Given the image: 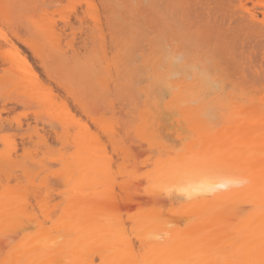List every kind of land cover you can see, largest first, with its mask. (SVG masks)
<instances>
[{
    "label": "bare ground",
    "instance_id": "6f19581e",
    "mask_svg": "<svg viewBox=\"0 0 264 264\" xmlns=\"http://www.w3.org/2000/svg\"><path fill=\"white\" fill-rule=\"evenodd\" d=\"M10 1L11 2L15 1L16 5H18V2H20V0H13V1L10 0ZM21 1L23 2V0ZM73 1L75 2L76 0ZM73 1L72 2L70 1V5L72 3L75 6L76 2L78 1H76L75 3ZM85 1L87 6L86 9L87 11L84 9V12L86 11L85 17H87L88 19V16L90 15L89 18H91L93 25H90L92 24L90 22L89 24L85 22V20L87 19H85L84 16L82 17L81 12L80 13L78 12L80 7L84 8L85 4L83 6L78 5V4L82 5L84 3V0L82 1V4L81 2L77 3V8L79 6V9L78 11L76 9L77 14H75L74 16L80 15L81 16L80 21L85 19L83 20L84 22L83 21L82 22L83 24L85 23L84 25L86 26L84 30L87 29V33H85L86 31L83 30L84 33L86 34V37L85 38L83 37L84 39L81 38L82 36H84L83 34L82 36H80L81 35L80 32L82 31V29L80 32H77V34H80L79 35L80 39H82V41L79 38L76 39L82 42L81 44L82 47L78 49H76L74 47L75 45L73 44L74 46L68 45L70 47L65 51L64 50L65 47L62 46H66L70 42H65L66 45L61 46L62 40L60 41L59 38L53 36L55 32L51 34L52 36L50 35L51 29L49 28L51 27L48 26L51 23L47 21L48 24H46V19L44 18V16L43 18L45 20L41 16H39L41 13L38 14L39 17L38 24H39V19L40 21H42L41 19H43L45 22L42 21V23L46 24V26L43 27L41 23L39 28L43 27V29L45 31L47 30V32L50 30L49 34L46 33L48 37L47 35H46L47 38L45 37L47 51L45 52L44 50L45 45L43 46V44L45 43L38 40L39 43L41 42L40 44H42L41 46H43L42 48L44 49L41 48V50H38V47L35 48L33 46L32 49L33 48L35 49H33L32 53H35L34 55L36 56L39 55L40 57H42V59L40 58V60L45 66L44 69L46 70L48 68L46 70L48 72L45 71L46 74L50 73L51 76L53 77V79L51 80V76L47 74L48 76L47 75L46 76L50 79L47 80L51 82L53 81L55 84L54 88L64 90V93L67 96H65L66 98L62 100L61 98H58L57 99L58 101L60 99L59 103L58 101L56 102V98L55 101H53L55 95L52 99H49L50 94H52V96L53 94L57 95L56 93L57 89L54 92L53 89L49 88L51 91L48 90L50 92H48L49 95L47 94V98H46V95L43 94V91L40 92L39 90L40 84L38 85L37 83L39 88H37V91H35L34 89L35 94L39 95V93H42L44 95L43 96L44 98L39 97L40 95L38 96L39 98H37L36 95L34 94L35 95L34 98L35 100H37L36 101L37 103H31L30 102L31 100H29L30 106L36 105L41 108V111L38 110L35 111L34 116L32 115V117L30 118L31 120L35 119L36 122L33 121L35 123L34 126H37L36 123L38 122L37 124L39 128H41V124L39 125V122H41L43 125L45 124L47 127L51 128L52 131L54 130L53 131L54 135H53L52 131L51 133H49L51 129L48 132L47 129L49 128L44 126L45 129L47 128L46 132L49 133V134L47 133V135L50 136L51 134V136L52 135L54 136V138L53 137L51 138V136L48 137L50 139H47V142L49 140L50 143V140L53 139V141L52 140L51 141L53 143L58 142V144H60L61 149H63L64 151H59L57 153L54 152L55 150H52L51 145L47 144L45 141L47 136L45 139H43V136L46 134H43V136L42 135L38 136L43 132L45 133V130L43 131L42 128L41 129L43 132L41 133H39L40 131L38 132V130H36L37 131V132L35 131L36 134L28 133L27 136L25 135L26 137L22 135L24 137V138L22 137L23 138L22 140L29 141L27 144L30 145L27 146L26 142L24 143V141L20 139L23 142L21 145L22 147H20L21 152L17 150L16 146H15L16 148L13 147L14 141L11 139L12 137L9 138L10 136L6 137L7 135L5 134L2 135L0 142L4 145V149H2L3 152L0 153V264H95V262L93 263V260L96 261L97 259L95 260L91 258L93 254L97 255L99 259V264H261V261H264V94L259 95L254 93L256 89L259 87H257L255 90L253 88L252 90L246 87H242L240 86L241 84L238 85L235 82H232L230 87H228L229 88L228 89L227 82L225 81V79L217 73H215L216 75L212 73L214 68L213 69L211 68L212 71L207 68L206 65H208V62L206 60H205V63H207L206 65L204 64V62H202L203 65L198 66L199 64H201L198 61L201 58V56H199L200 54L198 55V57L200 58L196 56L199 64L197 63V61H195L193 65H190L191 57L194 54L192 55L190 53L191 51L189 52L188 47L189 48L191 47V44L189 45V41L188 42L186 41L187 40L186 37H185V41H183L184 39L181 40L182 38L177 37V35H179L178 32H177L178 34H176V37L174 38L169 37L171 35H168V33L173 34V32H175L178 29L177 26H175L177 27V29L174 28L173 26V32H171L172 28L170 26L171 29L168 28L169 32H167L165 35L167 36V38L166 37H163L164 39L161 38L160 36L164 33V32L162 33L161 31L164 28L161 27H163L164 24H162L161 21L163 20L162 19L163 16H161L160 19V23L162 26H159L160 24L159 25L157 24L159 22L158 18H160L159 12L163 14L161 9L164 8L162 10L166 11L165 9L169 7V4L166 5L168 6L166 7L165 5L163 4L161 5L159 3L160 7L162 6L163 7L159 9L158 7L156 8L155 6L154 8H151V12H150L148 9H150V6L153 7V4L147 2L146 0L147 6L145 7V10L149 5V8H147L148 12L145 13L141 11V13L148 15L146 16L143 14L142 16V18L146 16L144 18L147 21V23L145 25H142L143 22H140L139 19H137V21L135 22H131L132 19L131 18L128 19V17L129 14L131 13L129 11L131 5L132 8H134L132 2L134 1L133 3L137 4V5L134 4L135 7L138 6L139 4L140 9L135 8L136 9L135 13L137 17V13L138 14L140 13L138 11L141 10V5L145 6V2H144L145 0H143L144 3L142 2V0L141 1L138 0L137 2L135 0L121 1L123 3V5L121 4L122 7L126 3L130 7V8L128 6L126 7L127 5L126 4L124 8L127 9L129 8L128 13L129 12L130 13L129 14L127 13L128 17L126 19L127 21L131 20L130 21L131 23L123 21L125 20L124 15H122L123 16L122 20L121 17L119 16V10L116 7H119L120 4L118 5V3L120 2V0H115L118 1V3L116 4L117 6L114 4V0H111L113 2L107 0L106 2H104L103 0H100L102 2L101 4H103V2L106 5L109 2L110 5L112 3L114 4L115 7L112 8L118 10V15H116L115 12L113 11L115 16L114 15L112 16V13H110L112 11L110 9L111 6L107 5L110 8L106 7V9L108 8L111 10V11L109 10L108 12V14H110L109 18H111L112 16V19L113 18L116 19V17L118 16L117 23H119V20H121V22L122 21L125 22L124 24L122 23L121 24L123 25V30L125 29L126 32L123 31L122 29L118 31L117 30L119 28L118 27L116 29L118 31L117 33L114 32L115 31L114 28H113L114 33H111L112 32L110 28L111 26L108 27V25L110 24L106 22L105 19L106 17H104L105 20L103 22H106V24H108L107 27L105 26V28L110 29V30L107 29L106 33L109 35L110 39L112 38L111 34L112 35L114 34L113 35L114 37L111 40L109 38L108 40H106L108 36L104 37L103 35L101 34L98 35V33H96L97 36L96 35L94 36L96 40L93 38L95 42L93 40H90V42L92 41L93 46H95L94 44H96L97 49L95 50L94 49L95 47H93L92 49V46L91 47L88 46L91 44V43L89 44L88 42V37L89 39L92 38V36L90 38L88 33L90 31L92 33L93 30L95 32L96 28L99 29V27H101L100 24L101 22H99L98 20L99 17H97L94 13L90 12V14H88L90 10L93 11L94 9V8L93 9L89 8L95 5L91 3L92 0H89V2L88 0ZM123 1L124 2L126 1L125 4ZM239 1L241 2L239 7L237 4L238 2L236 4L235 3L228 4L233 6L235 4L239 8V10L237 8L236 9L240 16L234 18L235 22H237V20L239 21L241 20V25L244 24V26H246L248 30L249 29L251 31L256 30L258 33H260V35H263L264 37V11L261 9L263 12L258 13L253 9L250 8L247 9L248 4L247 5L245 4L247 1L245 0L244 1L245 3L243 2V0L242 1L239 0ZM97 2L99 5L100 2L99 1ZM185 2L187 1L185 0ZM261 2H263V0H261ZM261 2L260 4L262 6L259 5V3L257 5L258 7L261 6L263 8L264 4ZM93 3H95V1H93ZM188 3L186 4L187 7H188ZM193 3L195 6V2ZM206 3L208 4L209 2ZM68 4L69 2H67V5ZM210 4L211 2L209 3V6ZM189 5L191 6V4ZM175 6L179 7V4ZM202 6L207 7L208 5L204 4ZM98 7L97 9L99 10ZM232 7L230 6L231 9ZM101 8H103V5ZM170 8L172 9V7ZM173 8L176 9L174 6ZM70 9L71 12H73L74 14L75 7H72L71 5ZM103 9L105 11V8ZM123 9L120 11H123ZM28 10H32V9H30L29 7ZM142 10L144 9L142 8ZM176 10L173 11L175 12ZM9 11H11V13H8L9 16L7 15L6 17L7 19L9 18L10 21V19L13 18L14 16L13 14V12L15 11L14 7L12 10L10 9ZM0 12H2L1 8H0ZM84 12L82 11V14ZM174 12H171L170 10V11H166L165 14L167 13L169 16L170 13H174ZM188 12L190 13V11ZM58 13H60V9L58 10ZM61 13H63L61 15L63 19H59V20H63V21L67 20L68 22L69 21L68 18L64 19V12L61 11ZM120 13L123 14L124 12H120ZM43 15H45V13ZM103 15H101V17ZM258 15H262L260 22H258ZM35 16H37V14H35ZM193 16L195 17L196 15ZM19 17L22 20V18H24L25 16L24 17L19 16ZM178 18L180 19V17ZM190 18H192V16ZM181 19L183 18L181 17ZM13 20L14 19H12L11 22ZM33 20L36 19L33 18ZM75 20L77 21L78 19L76 18ZM109 20L111 21V19ZM17 23L16 25H19L21 27V25ZM20 23L22 24V22ZM153 23L157 24L156 25L157 28L156 27L154 28V25H152ZM208 23L210 24V22ZM149 24H151L152 26ZM171 24L173 25L174 23L172 22ZM12 25L10 27L16 28V26H12ZM78 25L80 27V23L77 24V26ZM88 25L91 26V29L89 28L90 31L88 30ZM147 25L151 26L152 32L155 31L156 29H157L156 31H158L159 29L158 26H159L161 28L160 29L161 32L158 33H161V35L155 31L156 32L155 35L158 34L157 35L158 38L156 37V38L148 39L144 37V39H142L140 36L143 35L144 30L143 31L140 30L141 28L140 26H145L144 28L149 29L147 31L151 32L150 28H148ZM166 25L168 24H165L164 27H166ZM22 27L24 26L22 25ZM228 27L231 28L230 26H227V30ZM73 29L74 31L78 30L76 29V27ZM209 29H212V27ZM224 29L226 30V28ZM240 29L242 30V28ZM102 30L104 32V28ZM138 30H140V33L138 32ZM232 30L235 31V29H230L229 32L230 31L232 32ZM83 31L81 33H83ZM122 31L124 33H122ZM152 32L151 34L146 36L151 37L152 35L153 37L154 33ZM199 32H201V30ZM244 32H246L245 27H244ZM257 32L255 35H257ZM106 33H102V34H106ZM138 33L140 34V36ZM195 33L198 34L197 32ZM232 33L234 34V32ZM238 33H239L238 35H240V31ZM235 34H237V32ZM235 34L234 36H236ZM248 34L249 33H247V35ZM251 34L252 33H250V37ZM184 35L185 34L183 32V35L181 34L180 36L184 37ZM74 36L75 38L77 37L76 34ZM220 36H223V34ZM226 37L228 39L229 36ZM231 37L233 36L231 35ZM237 37L235 40L237 41L236 44H238V47L242 46L243 48L242 42L244 40H245L244 42L247 41L248 44L250 42L249 40H246V38L243 39V41L240 40L241 41L240 42L239 39L237 40ZM259 37L261 38V36ZM75 38H71V39L73 40ZM160 38L163 40H160ZM234 38L235 37L231 39L234 40ZM255 38L252 37L253 40ZM260 38H257V40ZM240 39H242V36ZM105 40L106 42L110 40V44L112 46L111 54H110V50L109 53L106 52L107 46H105L106 43V42L104 43ZM220 40L223 39H221L220 37ZM260 40L263 41V39ZM4 41L5 40H3L2 43ZM6 41H8L7 38ZM6 41L5 43L9 42ZM30 41L33 40L31 39ZM30 41H28L26 44L29 43L28 45L31 46L34 45V43L31 44L32 42ZM79 41H77L78 44H80ZM142 41L144 44L143 43L141 44ZM259 41L256 42L255 39L257 46H259V44L262 45V43L264 42L263 41L261 43L260 41L259 43ZM251 42H252L251 48L254 51L253 46L254 45L256 46V44L253 45V41ZM14 43L12 44V46L14 45ZM239 43H242V45L240 46ZM75 44L77 43L75 42ZM232 44H230L231 47ZM7 45H3V46H7ZM230 45L228 47H230ZM10 46L11 45H9V48ZM244 46H246V44ZM257 46L255 47V50H259ZM14 47L15 46H13L12 49H14ZM61 47L64 49H62ZM246 47L249 48L246 51L248 52L250 50V45L249 46L247 45ZM29 48L31 49V47ZM89 48H91L93 50L92 52L94 53H92ZM16 49H18V47L17 48L15 47V50ZM88 49L90 50L89 52ZM12 51L14 52V50ZM43 51L46 54L48 52L50 59L46 57V54ZM260 51L261 50H259V52ZM2 52L0 53V55L3 57L4 56L6 57L9 54L8 52V54L2 55ZM37 52L38 54H36ZM263 52L262 54H264ZM242 53L240 52L239 54L242 55ZM252 53H250V55ZM255 53H257V51ZM16 54L17 56H19L17 52L14 53V55ZM44 54L45 56H43ZM108 54L111 55V58L107 57ZM243 54H247V53H243ZM257 55L256 57H258ZM17 56L15 58L16 61L18 59L17 63L12 62L14 60L13 58H7L10 56L6 57V60L9 61V63L10 62L14 63L12 71L10 70V67L12 65H10L9 68L7 69L5 68L7 72L3 69V66L6 64L4 62L5 60L3 61L1 59V61L5 63L3 65L1 64L2 62L0 61V64L2 65V69L4 73L8 74L7 77L3 73L5 79L6 77L8 78L7 80H5L3 77V79L7 81L6 82L7 84L11 82L14 85L23 84L22 86H24V83L29 84L25 82V80L34 81L31 78L32 75L31 73L33 71H36V69L33 70V68H30V70L32 69V72L30 71V73H28L29 68L25 66L28 69L23 70L24 68L22 69L20 65L24 62L20 63V60L23 61L24 59H21L22 56L21 57L20 56L17 57ZM137 56L142 59V64H138V65L141 66L143 72H141L138 69V67L135 66L137 63H139L136 60L137 59L140 60L139 58H137ZM230 56L232 57L233 55L231 54ZM235 56L237 55L235 54ZM249 56L247 57L248 60L244 59V57L246 58L245 55L243 59L245 61H250L251 59L254 60L253 57L250 59L251 56L250 57ZM43 57L47 59L45 60L43 59ZM227 58L228 57H226V59ZM47 60H49L51 64L46 68L47 66L46 64L49 63L47 62ZM193 60L194 59L192 58V61ZM233 60L235 61V57ZM240 60L241 59H239V61ZM263 60L264 59L259 60L258 57V60L256 62L259 63L260 61ZM45 62L47 63L44 64ZM195 63H197V65H195ZM260 63L258 65H256L255 63H250V66L254 67V65H256L255 69H258L259 71L260 69L259 66L264 64L262 63L260 65ZM29 65L30 67H32L31 64ZM262 68L264 69V67ZM252 71H255L254 68L250 70L251 74L249 75H252ZM258 71L257 72L255 71L253 74L255 75V77L259 78V75L263 76L262 74L264 72L262 70L260 71L261 73L259 74ZM140 72L143 73V77H141ZM214 72L217 71L214 70ZM246 72L248 71L246 70ZM245 74L244 71L239 70L238 82L241 81L240 80L241 78L242 80L244 79ZM0 75L2 74L0 73ZM37 75L39 74L37 73L36 76ZM36 76L35 78H37ZM234 78L235 77H233V79ZM0 79H2V77H0ZM260 79H258V81ZM17 80L20 81V83L19 82L16 83ZM31 81L30 84L32 86ZM35 81H37V79ZM248 83L249 85H252L250 82ZM259 85L261 86L260 83ZM26 86H24V89ZM31 86L28 89L30 92L33 90L31 89ZM263 86L264 85H262L261 87L264 88ZM12 87L14 89L13 85ZM45 87L47 88V84ZM24 89L21 87L18 91V94L20 91L24 93ZM2 90H3V85L0 82V94H2L3 92ZM29 91L27 93H29L30 95ZM7 93H9L8 90ZM27 93L25 95H28ZM57 96L59 97V95ZM18 98L20 99V97ZM15 99L12 98V100L14 101L13 104L15 103V106L20 105L21 100L19 101V104L18 103L16 104ZM21 99L23 101V97ZM8 101L11 100L8 99ZM114 101H117L118 105H120V108L123 111L126 110L125 118L127 120L123 118L122 122L120 121L121 123L126 122L125 124L126 133L124 129H123L124 132L123 131L122 132L125 134L128 133L132 137L139 138L138 141L140 143H138V141L135 142H137L138 145L141 144L140 146L146 149L145 153L149 152L158 155V157L155 155L157 158L156 161L153 159L155 162L152 164L154 165H150L152 166L151 168L148 165L150 171H148L149 169H146L147 171H145V174L143 171H142L143 174L140 173L141 177L146 175V180H147L146 182L148 184L147 194L149 193L153 195L154 193H158L161 195L160 192L155 190V188L152 185V182L148 179L149 173H151L154 176H163L173 172L174 170L178 169L180 166L186 164L188 161L193 160L195 158L207 157L214 160L224 161L230 166L229 171L231 173L236 175L237 178H245L248 181V183L242 186H233L227 190L221 189L212 194L200 195L197 198L193 199L192 201L185 203L173 202V200L166 199V202L168 201L166 210H168V214L171 217L164 216L163 214V212H165L164 209L162 210L156 206L148 207L147 205L145 206H147L148 208L144 209V205H142L141 202H137L136 204L137 206L135 210L136 212L134 214L130 213L125 215L127 219V223H129L127 225H130L129 227H127L124 221V215H122V212L119 209L117 203L118 201L114 196V188H115L114 185L116 184L117 186H119L118 188L121 189H123L125 185L124 181L122 182L120 181L121 183H117L118 181L117 174L119 176L124 174L122 178L131 176L129 172L130 168H127L128 165L127 166L125 165L126 161L127 162L129 161L128 150H126L123 147V144L126 142H124L123 140L122 143V141L120 140L123 138L122 135L123 133L121 134L122 136L118 135L119 132L121 133V129L119 130V128L117 127L119 121L118 122L116 121L117 122L116 124L114 122L116 118L115 119L113 118L115 116L114 114L119 115V113L118 114L115 113L117 109L114 110L115 108ZM23 102L22 105L24 104ZM13 104L8 103V106L6 104L5 105L6 107L4 106V109H9L10 108L9 105L12 106ZM22 105L20 106L23 107ZM118 105L117 107L119 108ZM11 109H9V111ZM15 109H19V108H15ZM17 111L20 112L19 110ZM123 111L121 114H124ZM29 112L26 111L24 113L26 115L27 114L29 115ZM108 112L112 115V117H108L109 115L107 116L106 113ZM30 113H34V112L31 111ZM120 118L122 119V117ZM88 120L96 127V129H93L94 133L90 131V128L92 129L94 128V126L92 127L90 126V128H88L89 127ZM13 121L16 120L12 119L10 125H12L11 123H13ZM26 121H28L29 125H25L27 122L24 121L25 123H23L24 125L23 128L24 127L29 128L30 126H32L30 125L29 122L30 119H27ZM6 122L7 120L5 121V123ZM10 125H8L9 128ZM181 125L185 126V128L182 129L184 135L188 131L190 136L188 134L186 135L188 136L186 138L181 137L177 133L178 132L177 131L175 132V134L177 133L179 136H177L176 139L178 138L177 139L178 141H183V139H190V141L188 143H185L184 145L182 144V148L181 149L177 148L178 150L174 148L166 147L161 138L162 135H164L163 136L164 139V137H167L166 135L168 134V132H170L169 131L170 129L172 130L173 128L172 131H174V129L177 130V128L175 127H179ZM2 126H3V122L0 116V128H2ZM13 127L14 125L12 126V128ZM119 127H121V125ZM16 128L17 130L18 129L22 130V123L16 122ZM56 128L60 130V133L55 131ZM13 129H15V127ZM28 130L29 129H27V131ZM95 130L101 132L99 133L100 137L103 135L105 137H103V139H100L99 136L97 137L96 136L97 133H95ZM22 133H24V131L21 132L20 135L18 132L17 134L16 133L14 134H16V136L17 135L21 136ZM183 133H181L182 136ZM33 137H35L36 140L35 139L33 140ZM169 137H171V135H169ZM124 138L126 139L125 136ZM172 138L175 137L172 136ZM127 140L128 141L130 140V142H128ZM127 140L126 141L129 143V144L127 143L129 145V147L127 148L130 149V143H132L133 141L130 138L128 139V137ZM120 141L122 145L120 144ZM1 143L0 146L2 145ZM132 144L136 146L135 143ZM177 144L178 143H176L175 145L177 146ZM52 145H56V144H52ZM108 147H111V150L113 149L115 153L120 156L121 159L120 158L119 159L122 160L121 164L114 165V162L112 161L115 157L112 158V160L111 159L107 160V156L108 157L113 156V154H110L112 156H110L109 154L108 155L105 154V152H110V148L109 151H105ZM57 149L59 150V148ZM139 149H141L142 151V148ZM138 151L140 152V150ZM129 152L134 153L135 151L134 152L129 151ZM131 155L133 157V154ZM137 157L138 156L133 157L134 160L135 158L137 159ZM147 158L148 157H146L145 160ZM53 163L59 165V170L53 171L52 168V171L49 176L56 177V179H59L62 182L60 183L63 185V190L59 192L60 199L55 202L54 200L50 199L52 193H50L48 190L50 188L49 184L52 182H49L48 180L49 176L47 175L48 174L47 172H50V168H51L50 164L53 165ZM132 163L135 162L132 161ZM145 166H147V164ZM45 173H47L46 176L40 177V175ZM137 174H139V172H137ZM138 177L139 175L137 176V178ZM192 179L195 182L196 180H198V177L194 175ZM11 181L15 182V183L13 182L14 185H10ZM58 183L59 182L57 180V184ZM142 186H141V190H143ZM42 189H44V194L41 193ZM127 189L129 188L127 187ZM133 189L135 190V188ZM129 190L131 191L132 188ZM141 190L140 192H143V195H145L146 192L144 193V191ZM134 192L136 193V191ZM136 194L139 195L138 190ZM30 196L34 198V204L36 202L37 212L40 213L42 220L37 215V212H35L36 209L33 207L34 205L33 206L31 205V202L33 200L31 197L32 201L30 202ZM163 197L166 198L167 195ZM125 200L129 202L130 199L128 198V200L127 199ZM172 216L173 218L174 217L176 218L175 221L173 220L175 223L177 222L176 224L183 223L185 226L183 224H182L184 226L183 228H181L182 225L180 228L178 226H175L176 224L172 221L173 219ZM172 223H174V226L169 228L167 225ZM17 233H19V235H17ZM5 234H9L14 240V243L8 244L4 240ZM157 236L162 237V239H157L156 238ZM132 239L136 240L135 241L137 242L136 245H138L136 246L137 249L135 248Z\"/></svg>",
    "mask_w": 264,
    "mask_h": 264
},
{
    "label": "rangeland",
    "instance_id": "374dc122",
    "mask_svg": "<svg viewBox=\"0 0 264 264\" xmlns=\"http://www.w3.org/2000/svg\"><path fill=\"white\" fill-rule=\"evenodd\" d=\"M5 1V2H4ZM0 0V8H1V11L2 12H0V34H1V36H2V38H1V36H0V53L3 51H5V52H7V53H3L2 52V55L3 54H8V52H9V54L7 55V56H10V57H7V58H13L14 60L12 61V62H14V63H17L18 62V59H17V61H16V56H17V54L16 55H14V53H18V55L21 57V59H24L23 61H21L20 60V63H22V62H24V63H22L21 65H20V67L23 69V70H25V69H28L29 68V70H28V73H30V71L32 72V69L30 70V68H33V70H35L36 69V71H33L31 74V78L34 80V81H31V80H28V81H26L25 80V82H27V83H29V84H26V83H24V86H26V85H30L31 86V84H30V81L32 82V86H31V89H33L31 92L28 90L29 88H30V86H29V88H28V86H26L25 87V89H24V86H22V85H14L13 83H6L7 81H5V80H7L8 78V74H6V73H4V71H3V69L5 70V68L7 69V68H9V66L10 65H12L11 67H10V70L12 71V69H13V64L14 63H12V62H10L9 63V61H7L6 60V57L4 56H1L0 55V61H1V59L6 63H4L3 61H1L2 63L1 64H5L4 66H3V69H2V65L0 64V73L2 74V75H0V77H2V79H0V82L2 83V85H3V92H2V94H0L1 96H0V116H1V119H2V122H3V126H2V128H0V141H1V138H2V135H7L6 137H9V138H11L13 141H14V145H13V147H17V150H21V148L20 147H22L21 145H22V141H24V140H22L24 137L23 136H27L28 135V133L30 134V133H35L36 134V130H38V132L39 133H41V132H43L44 130H45V133L43 132L42 134H39L38 135V133H37V135L38 136H40V135H42L43 136V134H46V135H44L43 136V139H45L46 138V136H47V138H46V143L47 144H49V145H51V148H52V150H55L54 152H59V151H64L63 149H61V147H60V144H58V142H55V140H54V142L55 143H53L52 141H53V139H51L50 140V143H52V144H56V145H52V144H50L49 143V140H48V142H47V139H50V138H48V137H50L51 136V134H50V136H48L47 135V133L49 132V130L51 129V128H49V127H47L45 124L43 125L41 122H39V125L41 124V128L43 129V131H42V129L41 128H39V126H38V122L36 123V125L38 126V129H37V126H34L35 125V123L33 122V121H35V119H33V120H31V118L30 117H32V115L34 116V114H35V111H41V108L39 107V106H36V105H32V106H30V102L31 103H37L36 101L37 100H35V91H37V88H39V84H40V88H39V90H40V92L41 91H43V94L44 95H46V98H47V94H48V92H50L51 90L49 89V88H51V89H53V91L55 92V90L57 89V88H54L55 87V84H54V82L52 81H49L50 79L47 77L48 75L49 76H51V74L49 73H47L46 74V72H48V71H46L48 68V66L51 64V62L49 61V60H47V62H49L48 64H46L47 62H45L44 64H46L47 66H46V70L44 69V65H43V63H42V61L40 60V58L42 59V57H40L39 55H34L35 53H32L33 52V49H35V48H37L38 47V50H41V48L44 46V48H42V49H44L45 50V52L47 51V48H46V38L48 37V35L47 34H49V31L47 32V30L45 31L44 29H43V27L44 26H46V24H48L47 23V21L49 22V23H51L50 25H52V26H48V27H51V28H49V29H51V31H50V35L51 34H53L54 32V34L56 35H54L53 34V36L54 37H56V38H59V40L61 41L62 40V43H61V46L62 45H66L65 44V42H70V43H68L66 46H62V47H65V49L64 48H62V49H64L65 51L67 50V49H69V47L70 46H68V45H72V46H74L76 49H78V48H81L82 47V42H80L79 40H76V39H80V36H82V34L84 35V36H82L81 38L82 39H84L85 37H86V34L85 33H87V29H85L84 30V28H86V26L83 24V20H85V19H87V17H85V13H86V9H87V6H86V1L84 0V3L82 4V1L81 0H76V1H78V2H76V5L74 6L72 3H71V5H72V7H75V11H74V14H73V12H71V5H70V1L72 2L73 0H23V2L20 0V2H18V5H16V2L14 1V2H11L10 0ZM13 1V0H12ZM25 1V2H24ZM93 1H95V3H93ZM97 1H99L100 2V4L102 3L100 0H97ZM96 0H92V4H95L94 6H92V7H89V8H91V9H93V11H89V9H88V11H89V13L88 14H90V12H92V13H94L97 17H101V15H103L104 13H106V14H104L100 19L98 18V20H99V22H101L100 24H101V27H99V29L101 30H99L98 28H96V30H97V32H96V30H95V32H94V30H93V32L91 33V31H90V29H91V26L90 25H93V23H92V21H91V18H89L90 17V15L88 16V21L87 20H85V22H87L88 24H89V22L90 23H92V24H90V25H88V30L90 31H88L89 33H88V35L90 36V38H91V36H92V38L91 39H89V37H88V42H89V44L90 45H88V46H92V49H93V47H95L94 49L96 50L97 49V46H96V44H94L95 46H93V44H92V41L90 42V40H93L94 42H95V40H96V38L94 37L95 35L97 36V34L96 33H98V35L99 34H101V35H103L104 37L106 36H108L107 37V39L106 40H108V38L110 39V37H109V35L106 33L107 31V29H109V28H105V26L107 27V25L108 24H110V25H108V27H110L111 28V33H117L119 30H123V25L122 24H124L125 22H128V23H131V22H135V21H137V19H139L140 20V22H143L142 23V25H145L146 23H147V21L145 20V18L144 17H146V16H148V15H146V14H144V15H146V16H144L143 18H142V16H143V14L141 13V11H143V12H148L147 11V8H149V5H148V7L146 8V10H145V7L147 6V3H146V0L144 1L145 2V6H143V5H141V10L140 11H138V12H140L139 14L137 13V17H136V9L137 8H139L140 9V7H139V4H138V6H136L135 7V5H137V4H135V3H133L132 2V4H133V7L134 8H132V5H131V8L128 6V4L126 5L125 4V2H124V4L126 5V7L128 6L129 8H130V12L131 13H133V14H131L130 12V14L128 13V9L127 8H124L125 7V5L122 7L121 6V4L123 5V3L121 2L122 0H120V2L118 3V1H115L114 0V4L116 5L117 3H118V5H119V7H116L118 10H119V16L121 17V20L123 19L122 17V15H124V19L125 20H123V21H125V22H121V20H119V23H117V21H118V16L116 17V19L115 18H113L112 19V16L114 15L115 16V14L116 15H118V10L116 9L115 10V8H112V7H115L114 6V4L112 3L111 5H110V2H113V1H111V0H107V1H110L109 3H107V5L109 6H111V8L110 7H108L104 2H106V0H103L104 2H103V4H99L101 7H102V5H103V8H105V11H104V9L103 8H101L99 5H98V2H97ZM130 1H132V0H130ZM136 2L138 1V0H135ZM141 1V0H140ZM157 1H160V2H157ZM166 1H167V3H166ZM184 1V2H183ZM187 2H185V0H171V2H170V0H147V2H150V3H152L153 4V7H151L150 6V9H148L150 12H151V8H154L155 6H156V8L158 7L159 9H161L162 7H160V4L162 5H168L169 4V7L168 6H166V7H168V8H166L165 10L166 11H170L171 10V12H174L173 10H176L177 8V10L175 11V12H179L178 14L177 13H170L169 14V16H168V12L165 14V12L166 11H164V10H162V9H164V8H162L161 9V11L163 12V14H161V12H159L160 13V15H159V17L160 18H158V16H157V18L159 19V22L158 21H156V22H158L157 24L159 25V26H162L161 25V23H160V19H161V16H163L162 17V19L163 20H161L162 21V24H168L169 25V27H168V25H166V27H164V25H163V27H161V28H164L163 30H161L162 31V35H161V33H158V32H161L160 31V27L158 26V31H156L154 28L156 27V25L157 24H155V23H153L152 25H154V30L158 33V34H160L161 36V38H163V37H166L167 38V36H165L166 35V33L167 32H169L168 31V28L169 29H171L172 28V31L171 32H173V26H174V28H176L177 29V27H178V29L175 31V32H173V34L171 33V34H169L168 33V35H171V36H169V37H172V38H174V37H176V34H178L179 33V35H177V37H180V38H182L181 40H183V41H185V37H186V41L188 42L189 41V45L191 44V47L189 48L188 47V49H189V52L193 55L192 57H191V62H192V64H191V62H190V65H193V63L195 62V61H197L198 59L196 58V56L198 57V55L199 56H201V58L200 57H198V58H200L198 61H199V63H201V64H199L198 63V61H197V63L199 64L198 66H200V65H203L202 64V62H204V64L206 65L207 63H205V60L208 62V65H206L207 66V68L208 69H210L211 71H212V69H213V71H212V73H217V72H214V70L216 71V68H215V64H214V62L212 61L213 60V57H215V58H217L219 61H221L225 66H228V67H230L231 68V71H232V76L233 77H235L234 79H233V82H235V83H237L238 85H240V86H242V87H246V88H248V89H252L253 90V88H254V90L257 88V87H259V88H257L256 89V91L254 92V93H256V94H259V95H263L264 94V88H262L261 86L262 85H264V69L262 68V67H264V64L263 65H261L262 63H264V60L263 61H260V62H262V63H260V65L262 66H259L260 67V69H259V71H258V69H255V67H256V65H258L259 63L258 62H256L257 60H258V57H259V60H262V59H264V58H262V57H264V54H262V52H263V50H264V37H263V35H260V33H258L256 30L254 31V30H248V28L246 27V26H244V24H242L244 27H245V30H246V32H244V27L241 25V20L239 21V20H237V18H236V20H237V22H235V17H239L240 15H239V13H238V11H237V9L239 10V5L241 4V2L239 1V0H229V3H228V0H186ZM205 1V2H204ZM231 1V2H230ZM234 1V2H233ZM242 1V0H241ZM245 0H243V2H244ZM247 2L245 3L246 5L248 4V8L247 9H253V10H255V11H257L258 13L259 12H263L264 11V7L262 8L261 6V4H260V2H261V0H259V1H256V0H246ZM22 2V3H21ZM67 2H69V6L67 5ZM74 2V1H73ZM74 2V3H75ZM79 2H81V4L82 5H80V4H78L79 6H83L84 4H85V6H84V8L82 9L81 7H80V9H79V6H78V8H77V3H79ZM88 2H89V0H88ZM116 2V3H115ZM142 2H143V0H142ZM143 2V3H144ZM183 2V3H182ZM189 2V3H188ZM193 2H195V6H194V3ZM199 2H201V3H199ZM205 4V5H208L209 6V3L211 2V4H210V6L208 7H206V6H202V5H204L203 3ZM206 2H209L208 4L206 3ZM238 2V3H237ZM129 3H131V2H129ZM139 3V2H138ZM160 3V4H159ZM188 3V7L186 6V4ZM199 5H201V6H199ZM232 4V3H237L238 4V7L234 4V6L233 5H228V4ZM259 3V5H261L260 7H258V4ZM261 3H263L264 4V0H263V2H261ZM97 4V5H96ZM135 4V5H134ZM157 4H159V5H157ZM179 4V7H176L175 5H178ZM189 4H191V6L189 5ZM5 5H8L9 7L7 8V15H8V13H11V11H9L10 9L12 10L13 9V7H14V12H13V14H14V16H13V18H11L10 19V21H9V18L7 19V15L5 14ZM37 5H42L41 7H37ZM197 5V6H196ZM224 5V6H223ZM257 5V6H256ZM36 6V7H35ZM99 8V10L97 9V7ZM105 6V7H104ZM117 6V5H116ZM164 6V7H165ZM173 6L176 8V9H174L173 8ZM190 6V7H189ZM193 6V7H192ZM230 6L232 7V9L234 10V12H233V10L230 8ZM264 6V5H263ZM11 7V8H10ZM27 7H28V9H29V7H30V9H32V10H28L27 9ZM43 7V8H42ZM51 7V8H50ZM53 7V8H52ZM62 7V8H61ZM68 7H70V8H68ZM106 7H108V8H110V9H106ZM121 7H122V9H123V11H120V10H122L121 9ZM170 7H172V9L170 8ZM192 7V8H191ZM195 7V8H194ZM247 7V6H246ZM36 8H37V10H36ZM120 8V9H119ZM136 8V9H135ZM142 8L144 9V10H142ZM183 8V9H182ZM189 8H191V9H189ZM194 8V9H193ZM237 8V9H236ZM257 8V9H256ZM17 9V10H16ZM23 9H24V11H23ZM60 9V13H58V10ZM66 9H67V11H66ZM76 9H77V11H78V9H79V13L81 12V15H82V17L84 16V18L85 19H83L82 21H80L81 20V16L80 15H77V16H74L75 14H77V11H76ZM84 9L86 10L85 12H84ZM114 9V10H113ZM125 9H126V11H125ZM132 9H133V12H132ZM168 9V10H167ZM170 9V10H169ZM186 9V10H185ZM193 9V10H192ZM229 9H230V12H229ZM263 11H262V10ZM57 10V11H56ZM84 12L83 14H82V11ZM109 10L111 11L110 13H112V16H111V18H109L110 17V14H108V12H109ZM181 10H182V12H181ZM183 10H185V11H183ZM21 13H20V12ZM30 11V12H29ZM61 11H63L64 12V19L66 18H68V22H67V20H59V19H63V17L61 16L63 13H61ZM97 11V12H96ZM101 13H100V12ZM103 11H104V13H103ZM115 12V14H114V12ZM116 11H117V13H116ZM153 11V10H152ZM188 11H190V13L188 12ZM193 11H195V12H193ZM237 11V12H236ZM34 12H35V14H37V16H35V14H34ZM37 12V13H36ZM45 13V15H43L44 13ZM76 12V13H75ZM120 12H124L123 14H121ZM185 12H187V13H185ZM191 12H193V13H191ZM211 12V13H210ZM18 13H19V15H18ZM39 13H41L39 16H41L42 18H43V16H44V18L46 19V24L44 25L43 23H42V21L43 22H45L43 19H41L42 21H40V19H39V24H38V14ZM70 13V14H69ZM78 13V14H79ZM97 13V14H96ZM99 13V14H98ZM103 13V14H102ZM127 13L129 14V17H128V15H127ZM214 13V14H213ZM12 14V15H13ZM16 14V15H15ZM22 14V15H21ZM25 14H27V15H25ZM58 14H60V15H58ZM71 16H69V15ZM101 14V15H100ZM121 14V15H120ZM126 14V15H125ZM135 14V15H134ZM142 14V15H141ZM149 14V13H148ZM165 14V15H164ZM196 15L195 17L193 16V15ZM11 15V16H12ZM18 15V16H17ZM28 15H30V16H28ZM33 15H34V17H33ZM54 15V16H53ZM109 15V16H108ZM139 15H140V17H139ZM171 15V16H170ZM175 15V16H174ZM192 16V18L194 19H192V18H190L191 16ZM9 16V15H8ZM10 16V17H11ZM19 16H25L24 18H25V20H24V18H22V20L20 19V17ZM28 16V17H27ZM60 16V17H59ZM68 16V17H67ZM74 16V17H73ZM80 16V17H79ZM133 16H135V17H132ZM187 16H190V17H187ZM219 16V17H218ZM7 19H5V18ZM18 17H19V20H18ZM30 18V19H27V18ZM40 17V18H41ZM62 17V18H61ZM78 19L77 21L75 20L76 18ZM104 17H106L105 19H106V22L108 23V24H106V22H103L105 19H104ZM120 17H119V19H120ZM128 17V19L129 18H131L132 19V21L130 22L129 20L127 21V18ZM178 17H180V19L178 18ZM181 17L183 18V19H181ZM33 18L34 19H36V20H33ZM71 18V19H70ZM111 19V21L109 20V19ZM167 18H169V19H167ZM172 18V19H171ZM188 20H187V19ZM212 18V19H211ZM261 18H262V15H258V22H260V20H261ZM12 19H14L12 22H11V20ZM18 21H17V20ZM49 19V20H48ZM52 19V20H51ZM57 19V20H56ZM89 19H90V21H89ZM158 19H156V20H158ZM175 19V20H174ZM190 19V20H189ZM29 20H30V23H29ZM101 20V21H100ZM113 20H114V23H113ZM142 20V21H141ZM144 20V21H143ZM171 20V21H170ZM172 20H174V21H172ZM7 21V22H6ZM23 21H25V22H23ZM26 21H28V22H26ZM31 21H33V22H31ZM37 23H36V22ZM56 21V22H55ZM62 21V22H61ZM66 21V22H65ZM164 21V22H163ZM167 23H166V22ZM189 21H190V24H189ZM194 21V22H193ZM234 23H232V22ZM15 22V23H14ZM18 22V23H17ZM20 22H22V24L20 23ZM55 22V23H54ZM80 23V27H79V25L77 26V24H79ZM169 22H173L174 24L172 25L171 23H169ZM192 22V23H191ZM196 22V23H195ZM208 22H210V24L208 23ZM231 22V23H230ZM239 22V23H238ZM16 23L17 24H20L21 25V27L19 26V25H16ZM25 23V24H24ZM41 23H42V28H39L40 27V25H41ZM67 23H69V24H67ZM105 24V25H103V24ZM122 23V24H121ZM225 23V24H224ZM8 24H10V25H8ZM13 24V25H12ZM29 24V25H28ZM35 24H37V25H35ZM83 24V25H82ZM113 24H115V25H113ZM199 24H201V25H199ZM207 24V25H206ZM213 24H215V25H213ZM218 24V25H217ZM221 24V25H220ZM16 26V28H14V27H10V26ZM22 25L24 26V27H22ZM27 25V26H26ZM35 25V26H34ZM39 25V26H38ZM55 25V26H54ZM118 25V26H117ZM121 27H120V26ZM149 25H151V24H149ZM151 25V26H152ZM191 25V26H190ZM31 26V27H30ZM56 26H57V28H56ZM82 26H83V28H82ZM85 26V27H84ZM115 26V27H114ZM148 26V25H147ZM147 26H146V28H147ZM151 26H148V28H150V30H151ZM170 26H171V28H170ZM175 26H177V27H175ZM200 26V27H199ZM208 26H210V27H208ZM227 26H230L231 28H229L228 27V30H227ZM34 27V28H33ZM38 27V28H37ZM48 27H47V29H48ZM55 27V28H54ZM76 27V29H78L77 31L75 30L74 31V29L73 28H75ZM104 28V32H103V28ZM119 27V28H118ZM141 27V28H140ZM139 28H140V30H144V32H143V35H141L140 36V30H138V34H139V36L142 38V39H144V37H146V38H148V39H151V38H158V34L157 35H155L156 34V32L155 31H153L152 32V30H151V32L152 33H154V35H155V37H154V35H153V37H152V35H151V37L149 36V37H147L149 34H151V32H149V31H147V30H149V29H145L144 27L145 26H140ZM212 27V29H209V28H211ZM215 27V28H214ZM242 28V30L240 29V28ZM25 28V29H24ZM73 30H72V29ZM90 28V29H89ZM115 29V31H114V29ZM118 28V29H117ZM157 28V27H156ZM195 30H194V29ZM197 28V29H196ZM203 28V29H202ZM218 28H219V30H221V31H219L218 30ZM224 28H226V30L224 29ZM34 29V30H33ZM37 31H36V30ZM39 29V30H38ZM41 29H43V30H41ZM52 29H54V30H52ZM59 29V30H58ZM72 31H71V30ZM81 29H82V31L84 30V31H86L85 33H84V31H83V33H81L82 31H81ZM92 29H93V27H92ZM118 31H117V30ZM127 29V28H126ZM184 29V30H183ZM206 29V30H205ZM216 29V30H215ZM224 29V30H223ZM230 29H235V31L234 30H232V32H234V34L237 32V34H235L236 36H234V34L230 31L229 32V30ZM240 29V30H239ZM110 30V29H109ZM128 30V29H127ZM175 30V29H174ZM191 30V31H190ZM198 30V31H197ZM201 30V32H199ZM213 30H215V31H213ZM236 30H238V31H236ZM31 31V32H30ZM81 31V32H80ZM99 31V32H98ZM114 31V32H113ZM123 31H125V29L123 30ZM122 31V33H124ZM218 31V32H217ZM223 31H227L226 33L225 32H223ZM240 31V35H238L239 32ZM251 31V32H250ZM36 34H35V33ZM44 32V33H43ZM77 32H80V34H77ZM126 32V31H125ZM148 32V33H147ZM178 32V33H177ZM183 32H184V37H182V36H180L181 34L183 35ZM195 32H197L198 34H196ZM209 32V33H208ZM242 32V33H241ZM247 35V33H249L248 35H247V38H246V35L244 34V33ZM253 32H254V34H253ZM256 32H257V35H255L256 34ZM47 33V34H46ZM76 34V38H75V34ZM93 33H94V35H93ZM102 33H106V34H102ZM215 33H216V35H215ZM221 33V34H220ZM250 33H252L251 34V37H250ZM41 34V35H40ZM44 34H45V36H44ZM74 34V35H73ZM91 34V35H90ZM109 34H110V32H109ZM145 34V35H144ZM196 34V35H195ZM209 34V35H208ZM212 34V35H211ZM223 34V36H220V35H222ZM225 34V35H224ZM227 34V35H226ZM242 34H244V35H242ZM6 35V36H5ZM46 35H47V37H46ZM49 35V36H50ZM74 37H73V36ZM80 35V36H79ZM114 35V34H113ZM112 34H111V36H112V38L114 37ZM147 35V36H146ZM198 35V36H197ZM202 35V36H201ZM231 35L233 36V37H235L234 38V40H232L231 38H233V37H231ZM32 36V37H31ZM42 36V37H41ZM52 36V35H51ZM60 36V37H59ZM79 36V37H78ZM143 36V37H142ZM192 38H191V37ZM226 36H229L228 37V39L230 40H228L227 39V37ZM237 36H239V37H237ZM241 36H242V39H240L241 38ZM256 36H258V37H256ZM259 36H261V38L259 37ZM8 39V41L10 42H8V41H6V38ZM44 37V38H43ZM46 37V38H45ZM84 37V38H83ZM199 37V38H198ZM220 37H221V39H223V40H220ZM236 37H237V40L239 39V41L240 40H242L243 41V39H245L246 38V40H249L250 42L251 41H253V45L254 44H256V42H258L260 39H263V41L262 40H260L261 41V43H262V45L261 44H259V46H257V44H256V46L259 48V50H261L260 52H259V50H255V47L253 46V49H254V51L252 50V48H251V44H252V42L250 43L249 42V44L247 43V41L246 42H242L243 43V48H242V43H239V45L241 46V47H238V44H236L237 43V41L235 40L236 39ZM244 37V38H243ZM250 37V38H249ZM252 37H256L255 39H256V42H255V39L253 40L252 39ZM3 38H5V39H3ZM71 38H75V39H71ZM95 40H94V39ZM111 38V39H112ZM160 38V40H163V39H161ZM201 38V39H200ZM215 38V39H214ZM225 38H226V41H225ZM257 38H260V39H258L257 40ZM1 39H2V41L3 40H5L6 42H8V43H5V41L3 42V43H5V44H3L2 43V41H1ZM15 42H13L12 40ZM25 39H28V40H25ZM33 40V41H30V40ZM37 39V40H36ZM49 39V38H48ZM82 39H80L81 41H82ZM110 39V40H111ZM208 39V40H207ZM37 42H36V41ZM38 40L39 41H42V42H44L45 44H43V46H41L42 44H40L39 42H38ZM72 40V41H71ZM74 40H76V41H74ZM106 40L104 41V43L106 42ZM110 40L109 41H107L106 43H105V46H107L106 47V52L107 53H109V50H110V54H111V52H112V46H111V44H110ZM192 40V41H191ZM28 41H30V42H32L31 44H33L34 43V45H28V44H26ZM74 41V42H73ZM77 41H79L80 42V44H78V42ZM223 41H225V42H223ZM230 43H229V42ZM238 41V42H239ZM260 41H259V43H260ZM12 42V43H11ZM75 42L78 44H75ZM109 42V43H108ZM146 42V41H145ZM192 42V43H191ZM200 42V43H199ZM234 42V43H233ZM241 42V41H240ZM255 42V43H254ZM14 43V45L13 46H15L16 48L18 47V49H16L15 50V47H14V49H12V44ZM38 43V44H37ZM143 43V41L141 42V44ZM220 43V44H219ZM233 43V44H232ZM7 44H9V45H11L10 46V48H9V45H7ZM16 44V45H15ZM74 44V45H73ZM144 44V43H143ZM209 44V45H208ZM215 44V45H214ZM223 44V45H222ZM228 44V45H227ZM230 44H232V47H231V45ZM246 44V46L248 45H250V50L248 51V52H246L247 51V49H249L248 47H246V46H244ZM3 45H7L8 46V48H7V46H3ZM211 45V46H210ZM230 45V47H228ZM233 45H234V47H233ZM236 45H237V47H236ZM35 47V48H33L32 49V47ZM77 46V47H76ZM204 46V47H203ZM29 47H31V49L29 48ZM40 47V48H39ZM111 47V48H110ZM196 47V48H195ZM209 47V48H208ZM223 47V48H222ZM236 47V48H235ZM260 47H262V48H260ZM3 48V49H2ZM110 48V49H109ZM194 48V49H193ZM203 48V49H202ZM217 48H220V49H217ZM228 48V49H227ZM233 48V49H232ZM235 48V49H234ZM238 48V49H237ZM239 48H241V49H239ZM246 48V49H245ZM90 50H91V52L93 51L91 48H89ZM88 49V52L90 51ZM223 49V50H222ZM231 49H232V51H231ZM12 50H14V52L12 51ZM19 50V51H18ZM108 50V51H107ZM199 50H200V52H199ZM207 50V51H206ZM210 50V51H209ZM224 50H225V52H224ZM227 50H229V51H227ZM234 50H235V52H234ZM238 52H237V51ZM242 50V51H241ZM36 51V50H35ZM34 51V52H35ZM245 51V52H244ZM251 51V52H250ZM257 51V53H258V55H257V53H255ZM11 52H13V53H11ZM44 52V51H43ZM44 52V53H45ZM194 52V53H193ZM197 52V53H196ZM205 52V53H204ZM237 52V53H236ZM247 53V54H243L242 53V55L241 54H239V53ZM253 52V53H252ZM92 53H94V52H92ZM204 53V54H203ZM229 53H231L233 56L231 57L230 55L231 54H229ZM237 55V56H235V54ZM248 53H249V55H250V53H252L250 56L248 55ZM260 53H261V55H260ZM264 53V52H263ZM12 54V55H11ZM36 54H38V52L36 53ZM46 54V53H45ZM45 54L43 55V56H45ZM89 54V53H88ZM212 54V55H211ZM239 54V55H238ZM254 54V55H253ZM225 55H226V57H228L227 59H226V57H225ZM244 55L246 56V58L244 57ZM256 55L258 56V57H256ZM260 55V56H259ZM13 56V57H12ZM15 56V57H14ZM19 56H17V57H19ZM39 56V57H38ZM110 56V57H109ZM209 56V57H208ZM213 56V57H212ZM241 58H240V57ZM250 57V59L253 57V59L254 60H250V61H252V62H250V61H245V60H248V58L247 57ZM257 58H255V57ZM2 57V58H1ZM24 57V58H23ZM46 57H48V59H50V57H49V54H48V52H47V54H46ZM108 58H111V55H109L108 54V56H107ZM204 57H205V59H204ZM230 57V58H229ZM234 57H235V61L233 60L234 59ZM237 57V58H236ZM239 57V58H238ZM243 57H244V59H243ZM137 58H139L140 60H136L137 62H139V63H135L136 65L135 66H137L138 67V69L141 71V72H143V70H142V68H141V66L140 65H138V64H142V59L140 58V57H138L137 56ZM192 58L194 59L193 61H192ZM210 58V59H209ZM20 59V58H19ZM27 59V60H26ZM43 59H45V57H43ZM47 59V58H46ZM45 59V60H46ZM204 59V60H203ZM225 59V60H224ZM237 59V60H236ZM239 59H241L240 61H239ZM35 60V61H34ZM45 60H43V61H45ZM209 60V61H208ZM243 60V61H242ZM16 61V62H15ZM141 61V62H140ZM212 61V62H211ZM231 61V62H230ZM7 62H8V64H7ZM41 62V63H40ZM210 62V63H209ZM248 62H250V63H258V64H256V65H254V64H251V65H254V67H252V66H250V63H248ZM25 63H27V64H25ZM197 63H195V65H197ZM212 63V64H211ZM242 63H244V64H242ZM245 63H247L249 66H250V68H249V66L247 65V64H245ZM19 64V63H18ZM24 64V65H23ZM29 64H31V66L32 67H30V65ZM211 64V65H210ZM97 65V64H96ZM236 65H238V66H236ZM241 65H243V66H241ZM245 65V66H244ZM25 66H27L28 68H26ZM248 66V67H247ZM239 67H241V68H239ZM20 68V69H21ZM212 68V69H211ZM252 68H254V70L257 72L258 71V73L260 74L261 72L260 71H262L263 70V76H261V75H259V78L258 77H255V75L253 74L255 71H252V75H249V74H251L250 73V70L252 69ZM257 68H258V66H257ZM261 68H262V70H261ZM248 71V72H246V70ZM250 69V70H249ZM96 70V69H95ZM238 70V71H237ZM239 70H241V71H244V81L242 80V78L240 79L241 81H239L238 82V76H239ZM6 72H7V70H5ZM9 71V70H8ZM27 71V70H26ZM38 71V72H37ZM46 71V72H45ZM140 72V74H141V77H143V73H141ZM3 73L5 74V76H7L6 77V79H5V77H4V75H3ZM34 73H35V76H36V74L38 73L39 75H37L36 77L37 78H35V76H34ZM218 74V73H217ZM238 74V75H237ZM47 75V76H46ZM216 75V74H215ZM247 75V76H246ZM34 76V77H33ZM40 76V77H39ZM245 76H246V78H245ZM252 76V77H251ZM3 77H4V79H3ZM140 77V78H141ZM248 78H249V80H248ZM251 78H253V79H251ZM261 78V79H260ZM37 79V81H35ZM47 79H49V80H47ZM53 79V77L51 76V80ZM258 79H260L259 81H258ZM41 80V81H40ZM4 81V82H3ZM44 81V82H43ZM47 81H48V83H47ZM254 82V84H253V82ZM263 82V84H262V82ZM20 83V81H16V83ZM34 82H35V84H34ZM248 82H250L252 85H249V83ZM22 83V82H21ZM37 83H38V85H37ZM52 83V84H51ZM259 83L261 84V86L259 85ZM7 84V85H6ZM46 84H47V88L45 87L46 86ZM246 84V85H245ZM12 85L14 86V89H13V87H12ZM35 85V86H34ZM37 85V86H36ZM54 85V86H53ZM255 85V86H254ZM24 89V93L23 92H19V94H18V91H19V89L21 88V87ZM48 86H50V87H48ZM34 87V88H33ZM36 87V88H35ZM43 87H45V88H43ZM230 87V86H229ZM251 87V88H250ZM264 87V86H263ZM5 88V89H4ZM10 88V89H9ZM227 88H228V86H227ZM34 89H35V91H34ZM43 89V90H42ZM229 89V88H228ZM7 90H8V92L9 93H7ZM10 90V91H9ZM13 90V91H12ZM48 90H50V91H48ZM61 89H57L56 90V93H57V95H59V97L56 95V94H53V96H52V94H50V98L49 99H52L53 97H54V95H55V97L53 98L54 100L53 101H55V98H56V102L58 101L57 99L58 98H61V100L62 99H64V98H66L65 96H67V95H65V93H64V90H61ZM263 90V91H262ZM30 92V95H29V93H27V92ZM34 91V92H33ZM52 91V92H53ZM28 94V95H25L26 93ZM39 92V91H38ZM47 92V93H46ZM7 93V94H6ZM14 93H15V95H14ZM46 93V94H45ZM59 93V94H58ZM64 93V94H63ZM8 94H10V95H8ZM32 94V95H31ZM35 94V95H34ZM42 93H39V95H36V97L37 98H39V97H41V98H44ZM16 95H18V96H16ZM49 95V94H48ZM6 96V97H5ZM11 96H13V97H11ZM23 97V101H25V102H23L22 101V97ZM39 96V97H38ZM57 96V97H56ZM61 96V97H60ZM64 96V97H63ZM8 97H10V98H8ZM18 97H20V99L18 98ZM49 97V96H48ZM63 97V98H62ZM12 98H16L15 99V102H16V104L18 103L19 104V101L21 100L24 104L22 105V102L20 101V105H22L23 107H21L20 105H17V106H20V107H17V106H15V103L13 104V100H12ZM30 98V99H29ZM34 98V99H33ZM45 98V99H46ZM4 99V100H3ZM8 99L9 100H11V101H8ZM19 99V100H18ZM26 99V100H25ZM7 100V101H6ZM17 100V101H16ZM29 100H31L30 102H29ZM66 100V99H65ZM1 101H3V102H1ZM59 101H60V99H59ZM59 101H58V103H59ZM8 103L10 104V103H12L13 105L11 106V105H9V109H11L12 107H14V108H12L10 111H9V109H4V106L7 104V106H8ZM114 103H115V105H114V110L115 109H117L116 110V112L115 113H119V115H116V114H114L115 116L113 117L114 119L116 118H118L117 120L115 119V123L117 124V122L119 121H121L122 122V120H123V118H125V112H126V110L125 111H123L121 108H120V105H118V103H117V101H114ZM2 104V105H1ZM4 104V105H3ZM29 104V105H28ZM26 105V106H25ZM117 105L119 106V108L117 107ZM3 107V108H2ZM6 107V106H5ZM31 107V108H30ZM15 108H19V109H15ZM22 108V109H21ZM118 109H119V112H118ZM17 110H19L20 112H18ZM22 111V112H21ZM34 112V113H30L29 112V115H31V116H29L28 114L26 115L24 112ZM122 111L124 112V114H121L122 113ZM8 112V113H7ZM18 112V113H17ZM5 114V115H4ZM107 114V116L108 117H112V115L108 112V113H106ZM106 116V117H107ZM116 116H118V117H116ZM8 117V118H7ZM10 117V118H9ZM120 117H122V119L120 118ZM22 120H20V119ZM7 120V122L5 123V121ZM10 121H9V120ZM12 119H15L16 121H13V123H11L12 125H10V122L12 121ZM27 119H30V125H32V126H30L29 128H27V129H29L28 131H27V129L24 127L23 128V123H25V122H27L25 125H29V123H28V121H26ZM120 119V120H119ZM126 119V118H125ZM18 120V121H17ZM127 120V119H126ZM125 120V121H126ZM25 121V122H24ZM117 121V122H116ZM16 122H21L22 123V130L21 129H18L17 130V128H16ZM33 122V123H32ZM36 122V121H35ZM118 122V124H117V127L119 128V130L121 129V133L119 132V130H118V132H119V134L118 135H120V136H122L123 135V138L122 139H120L121 141H122V143H123V140H124V142H126V143H124L123 144V147L126 149V150H128V153H129V158H128V162L126 161V163H125V165L127 166V168H130L129 169V172H130V174H131V176H129V177H124V178H122V176H124V174L123 175H121V176H119L118 174H117V183H121L122 181H124L125 182V185H124V187H123V189H121V188H118L119 186H117L116 184L114 185V196L116 197V200L118 201L117 203H118V206H119V209L121 210V212H122V215H124V221H125V224L127 225V224H129V223H127V219H126V216L125 215H127V214H130V213H132V214H134L136 211V204H137V202H141L142 203V205H144V209L146 208H148V207H152V206H156V207H159L160 209H164L165 210V212H163V214H164V216L165 217H171V216H169V214H168V210H166L167 209V202H166V199L168 200V198L166 197H163V196H166V195H160V194H158V193H154L153 195L152 194H147V190H148V187H147V180H146V175L145 176H140L141 174L140 173H142L143 174V172H144V174H145V171H147L146 169H149L148 171H150V168L152 167V166H150V165H154V164H152V163H154L155 161H156V156L158 157V155L157 154H155V153H149L148 151V153H149V155H148V153H145L146 152V149H144L142 146H140L141 144H139L138 145V143H140L138 140H139V138H136V137H132L131 135H129L128 133L127 134H125L126 133V122H124V123H119ZM88 128H90V126L92 127V126H94L92 123H90V121L88 120ZM10 125V128L8 127V125ZM92 124V125H91ZM7 125V126H6ZM14 125V127H15V129H13L12 128V126ZM43 125V126H42ZM121 125V127H119ZM123 125H124V127H123ZM44 126L45 127H47V128H49V129H47L48 130V132H46L47 130L44 128ZM184 125H181V126H179V127H175V128H177V130H175L174 129V131H172L173 130V128H172V130L170 129L169 131L170 132H172V133H170V132H168V134L166 135L167 137H164V139H163V136L164 135H162V140H163V142L165 141V140H167V141H171L173 144H176V143H178L177 144V146L174 148V149H176V150H178V149H181L182 148V144L184 145L185 143H188L189 141H190V139H183V141H178L177 139H176V137L177 136H181V137H184V138H186V137H188V136H186V135H188L189 133H188V131L185 133V135H184V133H183V131H182V129L183 128H185V126L183 127ZM35 127H36V129H35ZM123 127V128H122ZM9 128V129H8ZM35 130H34V129ZM2 129V130H1ZM23 129H26V130H23ZM93 129H96V127L94 126V128H90V131L91 132H93L94 133V130ZM123 129H124V131H125V133H123L124 131H123ZM10 133H8L7 131ZM34 130V131H33ZM59 129H55V131H57L58 133H60V130L58 131ZM185 130V129H184ZM3 133H2V132ZM16 131V132H15ZM24 131V133H22L21 134V136H16V134H17V132L19 133V135H20V133L21 132H23ZM31 131V132H30ZM36 131V132H35ZM51 131H52V129L50 130V132L49 133H51ZM54 131V130H53ZM52 131V134L54 133ZM123 131V132H122ZM178 131V132H177ZM7 132V133H6ZM175 132H177L176 134H175ZM12 133V134H11ZM14 133H16V134H14ZM48 133V134H49ZM95 133H97L96 134V136L98 137H100V134L99 133H101V132H98L97 130H95ZM123 133V134H122ZM181 133H183V136L181 135ZM122 134V135H121ZM174 134V135H173ZM23 135V136H22ZM54 135V134H53ZM51 136V138L53 137L54 138V136ZM102 135V134H101ZM127 135V136H126ZM129 135V136H128ZM169 135H171V137H169ZM25 136V137H26ZM41 136V137H42ZM124 136L126 137V139L124 138ZM131 136V137H130ZM172 136H174L175 138H172ZM189 136H190V134H189ZM5 137V136H4ZM23 137V138H22ZM102 137V138H101ZM100 137V139H103V137H105L104 135L103 136H101ZM117 137H119V136H117ZM127 137H128V139L130 138V139H132V143H135V145L137 146H134V144H132V143H130V149L129 148H127V147H129V143L128 142H130V140L128 141L127 140ZM18 138V139H17ZM119 138H121V137H119ZM22 141H21V140ZM35 139V137H33V140ZM18 142H17V141ZM36 140V139H35ZM119 140V139H118ZM128 142H127V141ZM121 141H120V144H121ZM135 141H138V143L137 142H135ZM175 141V142H174ZM21 142V143H20ZM26 142V145L28 146V145H30V144H27L29 141H24V143ZM1 143V142H0ZM128 143V144H127ZM180 143V144H179ZM2 144V143H1ZM18 144H19V146H18ZM58 144V145H57ZM131 144H132V146H131ZM122 145V144H121ZM125 145V146H124ZM179 145H181V146H179ZM15 147V148H16ZM55 147V148H54ZM20 148V149H19ZM57 148H59V150L57 149ZM109 148H110V152H105V154H113V156L112 155H110V156H112V157H108L107 156V160L108 159H111L112 160V158H117L119 155L118 154H116L115 153V151L112 149L111 150V147H108L105 151H109ZM139 148H142V151H141V149H139ZM178 148V149H177ZM2 149H4V145L2 144L1 146H0V153H2L3 152V150ZM133 149V150H132ZM138 150H140V152L138 151ZM129 151H135L134 153H130ZM21 152V151H20ZM113 152V153H112ZM139 154H138V153ZM135 153H136V155H135ZM18 154H20V153H18ZM131 154H133V157H136V156H138L137 157V159L135 158V160H134V158L132 157V155ZM114 155H118L117 157L116 156H114ZM147 155V156H146ZM156 155V156H155ZM148 157L146 160H147V162H146V160H145V158L146 157ZM154 156H155V158H154ZM113 159V161L112 162H114V165H119V164H121V162H122V160H120L121 158H120V156L117 158V159ZM120 158V159H119ZM139 159V160H138ZM141 159H142V161H141ZM144 159V160H143ZM153 161H152V160ZM115 160V161H114ZM133 162H135V163H132V161ZM137 160H138V162H137ZM141 161V162H140ZM145 162H146V164H147V166H145L146 164H145ZM149 163V164H148ZM138 164V165H137ZM143 164H145V165H143ZM136 165V166H135ZM140 165V166H139ZM148 165H149V167L150 168H148ZM53 166V167H52ZM54 166H55V168H54ZM133 166H134V168H133ZM49 167V166H48ZM50 172H47V173H45V174H42V175H40V177H43V176H46V174L49 176L50 175V173H51V171H52V168H53V171H57V170H59V165L57 164H54L53 163V165H51L50 164ZM143 167V168H142ZM136 168H137V170H136ZM140 168H141V171H140ZM133 170V171H132ZM139 172V174H137V172ZM143 171V172H142ZM132 172V173H131ZM147 173V172H146ZM139 175V177L137 178V176ZM122 179H121V178ZM136 177V178H135ZM1 178H3V177H1ZM56 177H53V176H49V178H48V180H49V182H52V183H50L49 184V192L50 193H55V194H53V197H52V194H51V200H54V202L55 201H58L59 199H60V196H59V192L60 191H62L63 190V185L61 184L62 182L59 180V179H56ZM126 179V180H125ZM128 179V180H127ZM137 181H136V180ZM57 180H58V184H57ZM135 182H134V181ZM121 181V182H120ZM131 181V182H130ZM14 181H11V183H10V185H14V183H13ZM55 182V183H54ZM61 182V183H60ZM130 184H129V183ZM144 183H145V185H144ZM60 184H61V186H60ZM142 184H143V186H142ZM141 186H142V189L143 190H141ZM127 187L129 188V189H131L132 188V190H134L133 188H135V190L134 191H136V193H137V190L139 191V195L138 194H136L134 191H130L129 189H127ZM52 188V189H51ZM56 188V189H55ZM118 189V190H117ZM127 191H126V190ZM55 190V191H54ZM140 190L141 191H144V193H145V195H143V192H140ZM54 191V192H53ZM116 191V192H115ZM118 191H120V192H118ZM123 191H124V193H123ZM129 191V192H128ZM41 193H43L44 194V189H42L41 190ZM141 193V194H140ZM156 194V195H155ZM56 195H57V197H56ZM149 195V196H148ZM121 196V197H120ZM124 196H125V198H124ZM157 196H159V197H157ZM31 197L32 196H30V202H31V205L36 209V211L35 212H37V207H36V202H35V204H34V198L32 197V200H31ZM133 197V198H132ZM124 198V199H123ZM128 198L130 199V200H132V201H130L129 200V202L128 201H126L125 199H127L128 200ZM135 198V199H134ZM160 198V199H159ZM123 201H125V202H123ZM124 204H123V203ZM134 202H136V203H134ZM166 203V204H165ZM133 204H134V206H133ZM152 204V205H151ZM145 205H147V206H145ZM159 205V206H158ZM161 205H162V207H161ZM164 205H166V206H164ZM169 206V205H168ZM134 207H135V209H134ZM133 211V212H132ZM37 215L40 217V219L42 218L41 216H40V213L39 212H37ZM167 215V216H166ZM172 218H173V216H172ZM171 218V219H172ZM175 218V217H174ZM172 219V221L174 220H176V218L175 219ZM42 220V219H41ZM173 221V222H174ZM129 222V221H128ZM175 223V222H174ZM174 223H172L173 225H174ZM177 223V222H176ZM175 223V224H176ZM183 224V223H182ZM181 223H178V224H176L175 226H178L179 228L181 227V225H182ZM184 225V224H183ZM182 225V227L181 228H183L184 226ZM130 225H127V227H129ZM133 240V243H134V246H135V248L137 249V247L136 246H138V245H136L137 244V242H135L136 240L135 239H132ZM91 258L92 259H97L96 261H94L93 260V263L95 262V264H99V259H98V257H97V255L96 254H93L92 256H91ZM98 261V262H97ZM97 262V263H96Z\"/></svg>",
    "mask_w": 264,
    "mask_h": 264
},
{
    "label": "snow or ice",
    "instance_id": "6c2138e0",
    "mask_svg": "<svg viewBox=\"0 0 264 264\" xmlns=\"http://www.w3.org/2000/svg\"><path fill=\"white\" fill-rule=\"evenodd\" d=\"M4 7L5 14L7 15V8L9 6L5 5ZM37 7L41 6L37 5ZM213 62L217 73L225 79L229 87L233 82L231 68L225 66L215 57H213ZM163 143L169 148L176 147L171 141L165 140ZM229 168L230 166L224 161L207 157L195 158L163 176H154L149 173L148 179L152 182L155 190L160 192L161 195H167L168 199L173 200V202L185 203L192 201L200 195L212 194L221 189L227 190L230 187L237 186L238 178L229 171ZM194 175L198 177V180L195 182L192 179ZM167 226L171 228L174 225L168 224ZM156 238L162 239L159 236ZM4 240L8 244L14 243L9 234L4 235ZM261 264H264V261H261Z\"/></svg>",
    "mask_w": 264,
    "mask_h": 264
},
{
    "label": "clouds",
    "instance_id": "9594fccd",
    "mask_svg": "<svg viewBox=\"0 0 264 264\" xmlns=\"http://www.w3.org/2000/svg\"><path fill=\"white\" fill-rule=\"evenodd\" d=\"M247 180L245 178H238V184L237 186H242L246 184Z\"/></svg>",
    "mask_w": 264,
    "mask_h": 264
}]
</instances>
